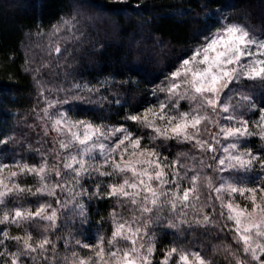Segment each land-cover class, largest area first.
<instances>
[{"label": "clouds", "instance_id": "1", "mask_svg": "<svg viewBox=\"0 0 264 264\" xmlns=\"http://www.w3.org/2000/svg\"><path fill=\"white\" fill-rule=\"evenodd\" d=\"M153 2L140 0L146 6ZM128 3L129 0H107V4L69 0L65 8L79 18L83 32H87L92 22L101 18V13L105 17L119 14L130 20L132 13L127 8L108 7ZM176 3L182 5L183 0ZM46 4L47 0H4L0 8L42 9ZM201 7L203 11L192 18L179 17L182 22L188 21L191 38L179 45L169 41V52L172 48L176 52L168 59L156 60L145 50L122 61L119 70L124 73L123 78L104 76L92 94L69 92L60 110L71 114L74 120L102 127L106 134L94 143L103 145V151L96 147L89 153L88 170L77 177L75 169L63 167L64 158L80 156L83 149L74 144L61 151L54 142L57 137L52 138L53 147L46 154L50 170L45 181L49 190L54 185L59 187L51 194L38 193L41 181L32 174L35 183L25 186L31 191L15 197H37L31 204L18 201L19 207L35 210L43 204L48 207V214L55 208L59 219L53 224L42 215L15 224L0 223L7 226L4 232H9L8 237L3 235L4 239L14 242L5 244L0 240V264H12L13 258L17 264H72L74 253L85 252L84 243L92 249V254L85 257L89 264H100L94 256L98 245L104 249V264H117L125 254L136 264H162L165 260L168 264H183L182 254L191 264H198L197 257L204 264H264V259L259 258L262 249H256L254 258L252 248L246 247L236 232L224 231L229 214L224 219L223 212L229 203L249 207L250 193H242L240 189H255L257 198L264 200V167H261L264 139L257 134L260 116L264 115V4L248 3L233 11H213L204 4ZM137 15L142 16L143 10ZM229 27L241 31L232 36ZM243 33L247 35L241 43L238 37ZM214 42H218L215 48H210ZM99 47L104 44L99 43ZM220 53L223 55L218 57ZM64 60L77 75L98 70V65L85 67L84 62L68 61L67 56ZM38 66L45 70L42 63ZM105 81L111 84L106 94L101 92L106 87ZM133 116L139 119H131ZM120 120L125 123L119 124ZM244 127L248 128L246 135L226 138L227 130ZM253 137L258 139L252 140ZM7 153L5 149L4 154ZM241 156L251 159L252 164L241 166L236 160ZM109 160L120 163V168L108 163ZM132 167L135 172L129 170ZM55 169H59L60 176L55 175ZM161 169L163 174L158 175ZM145 172L146 175L141 174ZM20 176L27 178V174ZM112 186L123 187L127 195L113 194ZM229 186L237 191H230ZM106 197H111L110 206L106 215H101V221L113 223L114 214L117 223L127 227L123 236L115 240V227L96 228L93 233L96 238L86 242L88 234L76 227L75 217L81 215L79 206L85 205L84 198L91 202ZM5 208L12 209L6 204ZM12 225L22 231L21 236L31 234L33 246L45 238L50 244L44 250L37 248L32 252L23 240L12 238L17 235L11 231ZM250 235L253 246L264 245V235L255 231ZM172 248L176 252L168 255ZM158 251L163 253L162 260L156 256Z\"/></svg>", "mask_w": 264, "mask_h": 264}, {"label": "trees", "instance_id": "2", "mask_svg": "<svg viewBox=\"0 0 264 264\" xmlns=\"http://www.w3.org/2000/svg\"><path fill=\"white\" fill-rule=\"evenodd\" d=\"M93 2L107 4V0H93ZM68 3L69 0H47L46 6L42 9L34 6L16 9L0 8V139H5L9 135L16 137L15 143L7 145V154H4L5 149L0 145V164L39 165L48 150L53 147L54 133L49 130L45 135L43 124L38 119V114L45 105H43V97L38 95L32 83L31 74L24 71L26 60L32 67L51 60V69H45L43 75L45 79L52 81V84L70 86L75 77V81L81 84L87 82L89 86H99V81L109 74H113L117 79L123 78L124 73L119 70L122 61L136 53L149 50L156 60L168 59L171 53L176 52L175 48L169 52L171 48L169 41L171 44L179 45L187 43L191 38L188 21L182 22L179 17L181 15L187 18L194 17L196 12L203 11L202 4L211 6L213 11L216 9L233 11L248 3L264 4V0H183L182 5L177 4L176 0H154L150 6L140 3V0H129L126 5H108L113 9L127 8L132 13L131 19L126 21L124 16L119 14H109V18L101 13V18L93 21L87 32L82 30L76 33L81 37L80 41L70 36L69 40L62 42V47L66 46L72 53L68 61L79 60L85 63V67L88 64L98 65V70L82 71L78 75L68 68V62L64 58L57 61L55 53L49 56L47 51L51 26L61 16L71 15V12L65 8ZM2 4L4 0H0V5ZM138 4L139 8H137ZM141 10L143 15H137ZM97 40L104 44L103 48L99 47ZM66 69L71 73L67 80L64 76ZM108 87H102L101 92L106 94ZM60 95L63 96L64 93L61 92ZM69 115L71 117V114ZM258 117L257 115L255 119L257 120ZM118 123L122 125L125 122L120 120ZM252 140L257 139L252 138ZM17 181L22 186H31L35 183L32 174H27L26 179L19 176ZM85 183L89 182L86 180ZM36 199L37 197L30 195H21L19 198L14 195L7 198V204L9 203L7 207H19L18 201L21 200L31 204ZM110 200L111 197H106L90 202L84 198L87 219L85 216L77 215L75 221L76 227L82 228L84 233L88 234L85 238L86 242L96 238L93 235L96 228L114 229L115 226L110 220L100 219L101 215H106ZM218 205L219 202H217L219 211ZM76 211L79 212L78 209ZM208 211L211 212V209ZM6 227V225L0 226V240H4L5 244H12L13 241L4 239L3 232ZM11 231L14 234H22L15 225L11 226ZM224 231L229 232L226 229ZM60 247L63 249V242ZM156 256L159 260L163 259L162 252L158 251Z\"/></svg>", "mask_w": 264, "mask_h": 264}, {"label": "snow or ice", "instance_id": "3", "mask_svg": "<svg viewBox=\"0 0 264 264\" xmlns=\"http://www.w3.org/2000/svg\"><path fill=\"white\" fill-rule=\"evenodd\" d=\"M140 5H137V8H139ZM83 30L82 25L79 21V18L74 15H69L67 17H61L55 24L51 26V30L48 33L49 36V43L47 46V51L49 56H51L53 53L56 55L57 61L61 58H65L72 56V53L68 51V48L66 46L62 47V42L69 40L70 36L74 37L77 41L81 40L80 36H77V32H81ZM240 29H237L235 27H229L228 32L232 34V36H235L237 32H240ZM39 35V33H38ZM247 33H243L238 39L241 43H244V36H246ZM53 37H56V39H53ZM216 43L214 42L212 45H210V48H215ZM207 51V50H205ZM220 55H223V53L218 54V57ZM217 57V58H218ZM205 59L207 60V56H205ZM234 62V61H233ZM190 63V62H186ZM43 68L45 69H51L52 67V61L49 60L48 62H42ZM57 67H59V64L57 63ZM24 71L26 73L31 74V79L34 87L37 89L38 95L40 97H43V105L44 107L41 108V113L38 114V119L41 120L45 135L48 134V131H54L57 133V139L54 141L56 144L59 145V149L61 151H67L71 148L74 144H79L83 151L81 152L80 156L77 155H71L64 158V164L63 167L67 169H75V175L77 177L83 176L86 174V171L88 170V161L87 156L89 153L93 152L96 147H99L101 151H103L104 146L103 145H96L94 142L101 136H104L106 133L104 132L102 127H97L96 125L92 124L88 121L83 120H74L70 118L69 113L65 111H61V105L62 103H66L68 99L69 92L75 94L78 92H84L88 94H92L94 90H97L96 85L89 86L87 82L81 84L79 82L75 81V77H73V82L70 86L66 84H52V81L47 80L44 78L43 71L41 67L36 66L32 67L30 62L26 60L25 65L23 66ZM71 75L67 71V69L64 72L65 80ZM198 75L197 73L193 74ZM227 75V73H226ZM256 75H260V73H256ZM105 86H110V83L105 81ZM52 85L51 87L49 85ZM63 92L64 95L61 96L60 93ZM79 99V97H77ZM103 99V97H101ZM147 116V114H146ZM133 120L139 119L138 117H131ZM257 128L259 129L258 135L261 139H264V115L260 116V123L257 125ZM178 129H174V131H177ZM115 131V130H113ZM248 133V128H238V129H230L227 130L225 135L226 138L231 135H246ZM67 136L68 139L64 140L62 137ZM16 137L15 136H7L5 139H0V145L3 146V149L7 148V145L9 143L15 142ZM232 147H236V145H232ZM58 154V153H54ZM151 155V154H150ZM83 157V158H81ZM237 162L241 164V166L247 164L251 165L252 160L251 159H244V157H237ZM259 161L260 158H257ZM146 162V161H145ZM108 163H112L115 168H120V163L114 162L109 160ZM157 167H160V165L157 163ZM261 167H264V163H261ZM8 171V178L7 182L6 179L3 176V173L5 171ZM50 166L48 163L47 158L45 157L42 162L39 165H30V164H0V206H5L7 203L8 197L17 195L19 193H23L24 191H31V188H26L25 186H22L19 182H13V178L19 177L21 174H33L39 178L41 181L40 187L37 189L38 193H46L51 194L52 191L55 190V188L59 187V185H54L51 190H49V186L47 185L45 178L46 174L49 172ZM123 170V169H121ZM129 170L135 172L136 168L132 167ZM104 174V173H102ZM142 175H146L147 173H141ZM163 170L161 169V172L158 175H162ZM55 175L60 176L59 169H55ZM230 191H237V189L232 188L229 186ZM149 191L155 194L154 190L149 188ZM239 191L250 193L248 196L249 200V207L245 208L242 205H233L232 203H229L227 205L229 209V220L233 221L235 224V232L237 233L238 238L245 244L246 247H251L253 250L254 258H257L255 256V251L257 248L262 249L261 256L259 258L264 259V245H255L253 246L251 244L252 237L250 233L255 231L257 235H264V232L261 231L262 228H264V200H259L257 198L256 190L255 189H240ZM117 192L124 193L123 187L117 188L116 186H112V193L116 194ZM127 195V193H124ZM185 199H187V193H185ZM153 203H155V200H153ZM80 213L82 216H85L86 218V208L85 205L81 204L80 206ZM11 211V215L9 212ZM49 213L48 207L46 205H39L35 210L28 209L24 210L20 207L14 206L11 210L4 209L2 218H0V223L8 222L11 224H15L19 220H28V219H36L38 217H41L43 215L44 219L47 221L55 224L59 219V212L53 208ZM113 224L115 226V231L113 233V240H115L118 237H122L126 225L119 224L115 220L114 214H113ZM129 232H132L130 228L127 229ZM3 235L5 237L9 236V232H4ZM16 240H23L24 245L26 248H28L30 251L35 252L37 251V248L44 250L46 247L50 244V241L45 238L42 240H39L37 242L36 246H33L31 243L32 235L28 234L26 237L21 236L17 234L16 236L12 237ZM132 243H135L133 240ZM66 246V245H65ZM86 251L83 254L74 253L71 260L72 264H89V260L85 257L90 256L92 254V249L89 246L88 243H84L82 245ZM152 249H149V252H151ZM176 252L175 248H172L169 250L168 255H172ZM113 256H116V253H112ZM94 256L97 260H100V264H104V249L102 245H98L97 249L94 253ZM67 260L68 257H65ZM180 260L183 262V264H191V262L188 260V257L184 254L180 256ZM198 264H204V261L197 257ZM12 264H17V260L13 258ZM117 264H136L135 260H130L127 257V254H125V257L122 261L118 260ZM162 264H168L167 260L163 261Z\"/></svg>", "mask_w": 264, "mask_h": 264}, {"label": "rangeland", "instance_id": "4", "mask_svg": "<svg viewBox=\"0 0 264 264\" xmlns=\"http://www.w3.org/2000/svg\"><path fill=\"white\" fill-rule=\"evenodd\" d=\"M258 120H259V117L257 118V121ZM52 132L54 133L53 136L56 137L57 133L54 132V131H52ZM253 138L258 139L257 137H253ZM3 176H4V178L6 179V182H7V178H8V171L7 170L3 173ZM17 179H18V177L17 178H13V182H18ZM6 205H9V203L8 204L6 203ZM4 209H5L4 206H0V214H1V210L3 212ZM223 212H224V219H227V216L229 214L228 209L227 208L223 209ZM227 224H228V227L225 228V229L227 231H229V229H231L232 232H235V224H234V222L231 221V220H227ZM82 251H86V250H82Z\"/></svg>", "mask_w": 264, "mask_h": 264}]
</instances>
